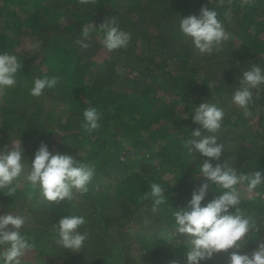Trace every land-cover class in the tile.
Here are the masks:
<instances>
[{"label": "trees", "instance_id": "1", "mask_svg": "<svg viewBox=\"0 0 264 264\" xmlns=\"http://www.w3.org/2000/svg\"><path fill=\"white\" fill-rule=\"evenodd\" d=\"M70 1L77 10L69 0H0V53L15 55L22 64L15 85L3 90L0 124L5 123L13 138L20 140L27 166L11 185L0 189V215L8 212L25 218L20 233L34 247L32 258L21 257V264H137L130 261L132 255L142 258L140 264L172 260L186 264L185 236L171 235L166 241L163 232L173 230L172 213L186 207L193 190L206 182L200 167L210 158L190 153L184 146L193 138L192 131L200 128L202 135H216L224 145L220 159H210L213 165L228 160L238 174L260 171L264 176V85L252 90L253 102L248 105L250 112H259L257 124L232 102L244 70L257 64L264 71V0L243 6L241 0L222 4L220 0ZM202 7L217 12L229 35L221 51L211 55L199 54L179 28L181 18L199 16ZM98 10L103 13L101 23L114 17L118 28L130 34V41L127 48L115 50L113 59L93 63L75 49L83 38V27L96 20ZM62 12H68L72 21L63 23ZM90 29L89 33L104 36L103 31ZM27 35L37 47L22 44ZM63 40L68 41L65 47L58 45ZM163 57L173 62L171 67ZM42 65L44 71H40ZM45 75L59 77L57 86L45 88L39 97L30 95L34 80ZM112 82L118 84V91L112 89ZM44 97L58 99L53 104L63 113L39 107V113L32 114L34 99L42 104ZM204 102L225 113L217 133H207L193 122L196 106ZM90 106L101 113L100 127L91 133L81 126L83 110ZM41 139L48 148L55 147L49 148L52 153L68 154L95 167L86 193L74 189L71 200L48 203L25 179ZM125 149L133 155L120 157ZM143 163L149 167L143 168ZM149 182L164 187L167 198L156 213L151 211L152 200L142 199L150 192ZM246 185L236 186L237 207L255 220L259 230L246 234L241 254L251 253L258 242H264V183L251 193L241 189ZM13 187L15 192L8 195ZM222 191L210 183L202 206ZM229 211L234 213L236 207ZM66 215L85 218L78 231L88 236L79 251L57 243L53 224ZM133 246L134 253L130 252ZM228 255L214 254L201 264H227Z\"/></svg>", "mask_w": 264, "mask_h": 264}, {"label": "clouds", "instance_id": "2", "mask_svg": "<svg viewBox=\"0 0 264 264\" xmlns=\"http://www.w3.org/2000/svg\"><path fill=\"white\" fill-rule=\"evenodd\" d=\"M78 2L94 4L96 0H78ZM220 3L222 4L223 0H220ZM250 3L252 0H241V6ZM98 27L104 33L102 44L108 51L127 48L130 34L118 28L114 17ZM179 28L185 37L191 38L199 54L211 55L214 51L219 52L222 42L229 39L228 33L217 18V12L207 7L200 9L199 16L189 15L181 18ZM90 31L91 29L85 26L82 37L88 39ZM84 39L78 40L77 43L82 48H88L89 45L84 42ZM21 67L22 64L15 55H10L6 51L0 53V95L5 88L15 85V76ZM59 81L60 78L57 76L49 78L45 75L43 78H36L29 93L39 97L45 88L54 89ZM238 85L232 96V102L243 110L245 117H248L251 115L248 105L253 102L252 90L259 91L260 86L264 85V71L257 64H251L242 72ZM209 88L211 89L210 85ZM224 115L223 109L215 104L204 102L196 106L192 119L207 133H217L221 128ZM100 117L101 113L95 107L85 108L82 128L89 133L99 129ZM192 137L184 145L190 153L199 152L204 157L217 161L220 159L224 145L218 143L216 135H202L200 128H196L192 131ZM210 159L203 160L200 167V175L206 182L193 190L186 207L176 208L177 210L172 213L175 223L171 235L185 236L186 264H201L202 261L211 260L214 254L221 252L229 253L227 264H264V242H258V246L251 253L239 252L246 234L251 230L259 229L255 225V220L244 216L237 207L240 204V196L236 187L238 184L247 182V190L252 192L258 185L264 183V176L260 171L238 174L237 169L231 166L228 160L213 165ZM22 160L20 140L11 142L10 146L6 145L3 150H0V189L8 187L24 173ZM94 173V166L79 163L68 154H54L49 151L47 144L41 142L35 151L34 159L31 160L25 179L33 188L39 189L45 201L59 203L66 198L71 200L74 189L82 194L86 193ZM149 183L150 192H145L142 199H151V211L156 213L159 211V206L166 203L167 198L164 195V187L155 182ZM210 183H214L217 188L224 191L202 206ZM15 190L14 187L10 188L8 195L13 194ZM232 207H236L234 213L229 211ZM85 223L83 216L61 217L53 224V229L59 237L57 243L74 252L81 250L88 233L81 234L78 228ZM24 224L23 216L8 212L0 215V248L3 249L0 251V260L3 264H21L20 258L25 251L34 247L29 243L27 236L20 233ZM164 240L168 241V237H164ZM230 249L236 250L229 252ZM169 264H179V262L172 260Z\"/></svg>", "mask_w": 264, "mask_h": 264}, {"label": "rangeland", "instance_id": "3", "mask_svg": "<svg viewBox=\"0 0 264 264\" xmlns=\"http://www.w3.org/2000/svg\"><path fill=\"white\" fill-rule=\"evenodd\" d=\"M66 5H67V3H66ZM69 5H71L72 7H73V10H77V5L73 2V1H70L69 0ZM64 8H65V6H63V9H62V11L64 10ZM100 10H98V11H96L95 12V15H96V23H95V21H92V22H90V23H87L86 24V26L87 27H90V28H96L97 30H99L100 31V29H99V25L101 24V21H100V19H99V17L100 18H102V15H103V13L102 12H99ZM60 20H63V23H65V22H71L72 21V18L69 16V14H68V12H62V15H61V18H60ZM85 27V26H84ZM83 27V28H84ZM26 41H24L22 44L24 45V46H29L30 48H34V47H37V43L34 41V39L31 37V38H29V36L27 35V37H26ZM81 39H84V38H81ZM80 39V40H81ZM102 39H103V36H101L100 34H98V33H96V34H94V33H89V38L88 39H84V42L85 43H87L88 45H89V47L88 48H82L79 44H77L76 45V49H75V52L76 53H78V54H81V55H83L85 58H87L88 60H91V61H96V62H93V63H97L100 59H102V58H111V59H113L114 57H115V53H118L117 51H115V50H113V51H108L105 47H104V45L102 44ZM21 43V42H20ZM59 43V42H58ZM68 43V41H65V40H63V42H61V43H59L58 45H60L61 47H65L66 46V44ZM16 47L18 48L19 47V44H17L16 45ZM164 59H166V57H163L162 58V60H164ZM163 62V61H162ZM165 62H167V67H171V65L173 64V62L172 61H170V59L169 58H167L166 59V61ZM92 64V63H91ZM93 67H97V65H95V66H93ZM44 65H42L41 67H40V71H44ZM114 79L116 80V79H118V76L117 77H114ZM114 80V81H115ZM117 83H118V81H117ZM116 82H112V85H111V87H112V89L113 90H116V91H118L119 90V86H118V84H117ZM60 89V88H59ZM58 89V90H59ZM56 91H57V89L54 91L53 90V92H55L56 93ZM52 92V93H53ZM2 95H0V103H1V99H2ZM48 97H44L43 98V102H42V104H40V101L36 98V99H34V101H33V103H32V105H31V107H30V112L32 111V114L34 113V111L36 110L38 113H39V111H38V109H39V107H42L43 109H49V108H51L52 110H54L56 113H59V114H62L63 112H58L60 109L62 110V108L61 107H59V105L58 104H53V103H59V102H57V100H54V102L51 100V99H47ZM59 101H61V99L59 98ZM63 104H65V103H61L60 102V105H63ZM40 110V109H39ZM258 115H259V112H258V110H253V111H251V115L250 116H248V118H249V121L251 122V123H258ZM83 121H84V119L83 120H81V122L83 123ZM6 126H5V123H2V124H0V150H3L4 148H5V146L6 145H8V146H10L11 145V142H16V141H18V140H16V139H14L13 138V133H10V131H8V130H6ZM38 135V134H37ZM36 135V136H37ZM45 137V136H44ZM39 138L37 137V140H38ZM42 141H44V139L42 140H39L38 141V143H41ZM47 144V143H46ZM33 144H31V146H32ZM48 145V144H47ZM29 146H30V144H29ZM30 146V147H31ZM40 146V145H39ZM38 146V147H39ZM50 147L53 149V148H55L54 146H52V145H50ZM49 147V148H50ZM49 151L50 152H52V150L51 149H49ZM31 152H32V149H31ZM126 154H129V155H133V153L130 151V150H128V149H125V150H123L122 152H121V154H120V157H124ZM23 159V158H22ZM22 163L24 164V170L26 171V168H27V166L25 165V163H24V160H22ZM143 168H148L149 167V165H147V164H144L143 163ZM146 168V169H147ZM30 169V168H29ZM29 171V170H28ZM25 174H27V173H25ZM163 176L164 177H167L168 176V173L167 172H164L163 173ZM171 176V175H170ZM111 179V178H110ZM241 189L242 190H245V192H247V193H251V192H249L248 190H247V185L246 186H241ZM110 190H111V188H110ZM253 192V191H252ZM172 231L173 230H170V229H166L164 232H163V234H164V237H168V239H169V237L171 236V233H172ZM176 237H178V235L176 236ZM165 242V241H164ZM136 251V246H133V249L132 250H130V252H132L133 251V253ZM32 254H33V248H30V249H28V250H26L25 251V254L22 256V259H24V260H30L31 258H32ZM131 262H135V263H137V264H140L141 263V261H142V258H140V256H135V255H132V260H130Z\"/></svg>", "mask_w": 264, "mask_h": 264}]
</instances>
